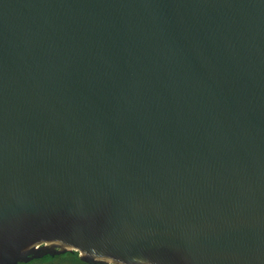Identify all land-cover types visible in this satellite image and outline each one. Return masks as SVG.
I'll return each mask as SVG.
<instances>
[{
    "label": "water",
    "instance_id": "95a60500",
    "mask_svg": "<svg viewBox=\"0 0 264 264\" xmlns=\"http://www.w3.org/2000/svg\"><path fill=\"white\" fill-rule=\"evenodd\" d=\"M67 251L264 264V0H0V264Z\"/></svg>",
    "mask_w": 264,
    "mask_h": 264
},
{
    "label": "flooded vegetation",
    "instance_id": "af4514ba",
    "mask_svg": "<svg viewBox=\"0 0 264 264\" xmlns=\"http://www.w3.org/2000/svg\"><path fill=\"white\" fill-rule=\"evenodd\" d=\"M39 247H41L42 251L45 250V251H55V250H58L57 248L53 247V246H49V245H45V244H40ZM64 254H67V255H70L72 256L73 258H75V260L77 261L78 264H89V263H85L84 261H82L80 258H79V254L77 251H67V252H64V253H61V254H54L53 256L51 255H45L43 257H37V258H33L27 262H18L17 264H42V260L46 259V258H50V259H53V258H56L58 256H62ZM105 264H111L109 262H105Z\"/></svg>",
    "mask_w": 264,
    "mask_h": 264
},
{
    "label": "rangeland",
    "instance_id": "374dc122",
    "mask_svg": "<svg viewBox=\"0 0 264 264\" xmlns=\"http://www.w3.org/2000/svg\"><path fill=\"white\" fill-rule=\"evenodd\" d=\"M42 264H78L75 258L70 255L64 254L56 258H46L42 260Z\"/></svg>",
    "mask_w": 264,
    "mask_h": 264
}]
</instances>
